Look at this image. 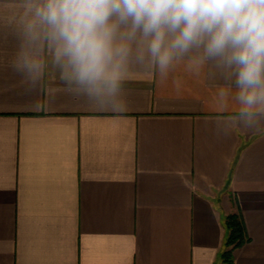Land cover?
I'll list each match as a JSON object with an SVG mask.
<instances>
[{
	"label": "crops",
	"instance_id": "crops-1",
	"mask_svg": "<svg viewBox=\"0 0 264 264\" xmlns=\"http://www.w3.org/2000/svg\"><path fill=\"white\" fill-rule=\"evenodd\" d=\"M0 35V264H264V126L219 131L207 77L139 80L120 112L43 103Z\"/></svg>",
	"mask_w": 264,
	"mask_h": 264
},
{
	"label": "clouds",
	"instance_id": "clouds-1",
	"mask_svg": "<svg viewBox=\"0 0 264 264\" xmlns=\"http://www.w3.org/2000/svg\"><path fill=\"white\" fill-rule=\"evenodd\" d=\"M7 61L41 103L120 112L139 80L207 77L219 131L264 126V0H0Z\"/></svg>",
	"mask_w": 264,
	"mask_h": 264
},
{
	"label": "trees",
	"instance_id": "trees-1",
	"mask_svg": "<svg viewBox=\"0 0 264 264\" xmlns=\"http://www.w3.org/2000/svg\"><path fill=\"white\" fill-rule=\"evenodd\" d=\"M227 228V237L225 240V249L221 256L229 264H233V248L241 245L247 239V234L239 213H230L225 220Z\"/></svg>",
	"mask_w": 264,
	"mask_h": 264
}]
</instances>
